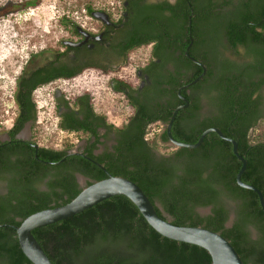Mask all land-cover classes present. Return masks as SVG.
I'll list each match as a JSON object with an SVG mask.
<instances>
[{
  "label": "trees",
  "instance_id": "obj_1",
  "mask_svg": "<svg viewBox=\"0 0 264 264\" xmlns=\"http://www.w3.org/2000/svg\"><path fill=\"white\" fill-rule=\"evenodd\" d=\"M33 4L27 3L26 6ZM204 4L210 5V2L205 0ZM181 7L185 8L184 2ZM165 8L172 13L175 10L169 5ZM87 9L90 12V8ZM204 11H198L199 19L191 23L192 37L196 44L209 45L215 50L212 25L206 15L201 14ZM187 12L183 9L184 19L181 18L180 27L172 28L165 24L166 27L160 26L158 30L164 38L181 41L182 51L188 44ZM227 26L229 41L234 44V37L240 36L239 21L230 22ZM201 61L207 64L206 58ZM54 69L50 67L48 73ZM77 73L71 72L66 77L71 78ZM200 74L199 67L194 69L186 83ZM209 74L208 71L188 88L191 93L186 95L189 106L176 113L170 134L179 142L195 143L206 129H219L225 137L237 143V152L246 161L241 181L258 188L264 199V124H251L249 118L242 117L245 108L253 106V103L247 99L241 105L235 100L236 88L240 86L238 71L223 64L213 89L219 96L215 105L217 114L201 118L198 97L207 96L209 88L204 84ZM248 74L247 77L251 76V73ZM35 85L26 92L19 89L13 94L19 114L8 129L11 137L26 121L36 118L30 95ZM73 114L71 111L72 117ZM168 115L164 121L171 113ZM137 119H132L119 136L116 154L109 155L105 163L106 172L134 182L157 215L169 218L173 225L201 226L217 232L230 243L243 264H264V213L256 194L236 184L235 176L241 163L233 155L231 144L211 132L205 135L197 148L174 147L169 155L158 156L154 153L159 146L156 134L150 132L147 141H144L145 126L152 118L145 123ZM76 126L71 123L60 125L65 130H75ZM160 140L169 142L165 133ZM17 146L22 149L0 153V171L9 169L10 163L18 171L21 181L20 189H10L8 198H0V225H7L0 227V264H32L21 252L15 230L10 226H18L35 212L59 207L72 200L81 191L73 173L86 175L92 182L107 176L84 157L68 155L67 151L74 147L72 143H65L59 150L39 147L35 151L33 146L22 142H18ZM8 155H16L17 159L9 161ZM97 161L103 163V157ZM45 177H49L46 189L39 191L37 186ZM225 200L233 204L234 219L229 227L225 226L229 215ZM207 206L210 207L208 215L199 216L195 212L197 207ZM249 228L256 231L255 238L251 237ZM32 234L51 264H211L210 256L204 249L167 239L155 232L124 196L105 199L71 217L36 228Z\"/></svg>",
  "mask_w": 264,
  "mask_h": 264
},
{
  "label": "flooded vegetation",
  "instance_id": "obj_2",
  "mask_svg": "<svg viewBox=\"0 0 264 264\" xmlns=\"http://www.w3.org/2000/svg\"><path fill=\"white\" fill-rule=\"evenodd\" d=\"M204 1L121 0L119 11L112 6L113 4L99 9L86 6L83 11L94 19L93 27L77 25L67 17L61 19L62 30L66 33V38L59 41L62 48L49 52L50 57L41 65L35 64V53L28 52L22 66L16 71L14 92L17 93L19 89L26 92L34 83L36 84V88L30 93L36 117L35 93L40 88L55 85L57 89L53 90L52 100L56 128L68 135L79 136L77 145L67 151L68 155L82 156L97 168L99 167L96 164L104 168L108 156L116 154L115 148L119 136L124 133L132 119L138 118L137 121L145 123L152 118L145 126L144 141H147L152 131V134L154 132L156 134L158 144H166L160 140V137L166 134L170 117L167 121L164 119L169 113L172 115L178 106L184 104L178 93L186 100V95H191L188 88L192 85L183 90L181 87L187 84V79L194 69L199 67L202 73L201 66L205 68L202 77L210 72L205 81L206 85L204 84L209 88L207 96L198 97L200 102L198 113L201 118L214 117L217 114L215 105L219 96L213 89L220 78L221 64H223V66H232L238 71L240 86L236 88L235 100L241 105L247 99L253 103V106L245 108L242 117L249 118L251 124H264V0H208L210 5H205ZM182 2L185 3L183 9L188 10L186 13L188 44L184 51L181 41H171L172 38H164L158 32L160 26L180 27L181 18L184 19ZM166 5L174 7V12L167 10ZM203 10L206 11L201 14L206 15L212 25L215 50L209 45L204 47L196 44L195 38L192 37L191 23L199 19L198 11ZM92 12H102L106 16L102 15L104 20L96 19ZM236 20L240 24L238 31L240 36H235L232 44L228 38L227 25ZM149 37L151 39L147 42L135 44ZM138 51L141 52L136 56ZM203 57L207 59V64L201 61ZM50 67L55 68L52 73H48ZM38 70L40 72L36 75ZM74 71H78L75 76L66 77ZM89 73L95 75L99 81H105L104 87L109 88L111 101L117 105L116 111L105 112L97 106L90 88H81L77 93H70L64 89L66 85H61V82L66 83L75 78H83L85 82V79H89L86 77ZM248 73H251V76L247 77ZM52 75L54 78L48 79ZM101 86L102 84L96 82V87ZM71 111L74 117L71 116ZM108 113H111L114 120L108 118ZM18 114L19 108L16 106V115L9 128L13 126ZM36 123V118L34 121H26L13 137L9 134V128L0 133V153H11L18 148L22 149L17 146L18 142L35 145L37 148L52 147L56 150L62 149L64 144L68 143L64 141L59 147L38 144L34 138ZM67 123L75 124L78 128L65 130L60 127L61 124ZM37 148L34 150L36 151ZM154 153L157 155L156 151ZM8 156L9 161L17 159L16 155ZM102 157L103 163H99L97 160ZM8 164L9 169L0 171V198L9 195L10 189L13 191L20 189L18 171L14 170L10 163ZM73 175L79 187L92 182V179L86 175L77 172ZM48 181L49 177H45L37 189L45 190ZM232 206L233 204L225 200V207L229 212L226 227L231 225L228 224L230 217L232 216L231 223L234 219ZM195 212L199 216H206L210 213V207H197Z\"/></svg>",
  "mask_w": 264,
  "mask_h": 264
},
{
  "label": "rangeland",
  "instance_id": "obj_3",
  "mask_svg": "<svg viewBox=\"0 0 264 264\" xmlns=\"http://www.w3.org/2000/svg\"><path fill=\"white\" fill-rule=\"evenodd\" d=\"M27 3L34 4L26 6ZM110 5L119 11L121 0H0V133L7 131L16 115L14 78L28 52H34L35 64L41 65L50 57L49 52L62 48L59 41L66 38V33L62 30L61 19L67 17L77 25L93 27L94 19L83 9L86 6L99 9ZM86 77L89 79H85V82L83 78H75L66 83L61 82V85H66L64 89L70 93L90 88L97 106L105 112L116 111L117 105L111 101L109 88L104 87L105 81H99L92 73ZM96 82L102 86L96 87ZM89 85L92 87H85ZM55 89V85L43 87L34 95L37 101L34 138L42 146L59 147L64 141L77 145L79 136L68 135L56 128L52 100ZM108 118L114 120L111 113H108ZM158 145L155 148L158 156H167L174 149L169 143ZM228 203L232 205L230 201ZM250 232L255 238L256 231L250 228Z\"/></svg>",
  "mask_w": 264,
  "mask_h": 264
},
{
  "label": "water",
  "instance_id": "obj_4",
  "mask_svg": "<svg viewBox=\"0 0 264 264\" xmlns=\"http://www.w3.org/2000/svg\"><path fill=\"white\" fill-rule=\"evenodd\" d=\"M92 15L94 18L101 20H104L103 16H106L102 12H92ZM201 67L202 73L181 87V90L195 84L203 76L205 68L203 66ZM178 94L184 104L178 106L170 116L166 127V135L169 143L177 148L194 149L202 143L205 135L211 132L216 133L222 140L229 142L232 145L233 155L241 163V166L235 176L236 184L239 187L250 190L256 194L260 208L264 213V199L261 191L255 186L241 181V175L245 170L246 161L238 154L237 143L234 140L223 136L221 131L217 128H208L203 131L195 143L179 142L171 136L170 127L176 112L187 107V100L182 97L180 93ZM33 147L35 149L37 148L35 145ZM96 165L106 173V178L91 182L87 186H82L81 191L68 203L59 207L48 208L35 212L23 219L18 226H10L15 230L18 246L29 262L32 264H51L32 234L34 229L71 217L110 197L124 196L137 208L146 223L162 237L173 241L198 246L204 249L210 256L211 264H243L234 248L219 233L205 229L201 226L173 225L169 220L163 219L157 215L153 205L134 182L123 177L112 176L111 174L107 173L101 165ZM231 220L232 216L228 222L229 225L231 224ZM4 226L7 225H0V227Z\"/></svg>",
  "mask_w": 264,
  "mask_h": 264
}]
</instances>
